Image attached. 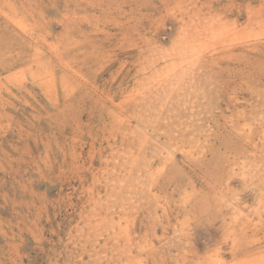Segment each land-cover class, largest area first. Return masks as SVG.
Masks as SVG:
<instances>
[{
    "label": "rangeland",
    "instance_id": "rangeland-1",
    "mask_svg": "<svg viewBox=\"0 0 264 264\" xmlns=\"http://www.w3.org/2000/svg\"><path fill=\"white\" fill-rule=\"evenodd\" d=\"M0 264H264V0H0Z\"/></svg>",
    "mask_w": 264,
    "mask_h": 264
}]
</instances>
